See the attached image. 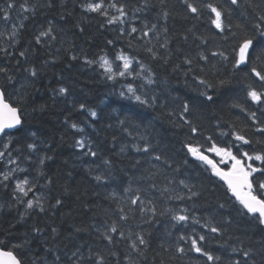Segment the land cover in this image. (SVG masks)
Returning a JSON list of instances; mask_svg holds the SVG:
<instances>
[{
	"label": "trees",
	"instance_id": "16d2710c",
	"mask_svg": "<svg viewBox=\"0 0 264 264\" xmlns=\"http://www.w3.org/2000/svg\"><path fill=\"white\" fill-rule=\"evenodd\" d=\"M88 3H102L106 14L87 11ZM21 5L27 11L20 20L12 12ZM208 5L222 13V29ZM120 6L125 15L109 24ZM0 9V23L5 13L20 22L14 38L0 34V88L23 120L0 142V159L20 167L0 182L2 250L22 264H264V225L186 147L224 170L231 165L207 151L213 144L238 159L264 155V96H248L264 93L252 72L264 73V0H0ZM41 32L49 35L38 44ZM244 38L253 40L251 55L234 68ZM118 54L147 70V81L137 80L147 103L122 97L121 80L100 67L101 57ZM245 162L264 169V161ZM24 175L37 176L38 206H26L14 185ZM192 240L214 259L195 252Z\"/></svg>",
	"mask_w": 264,
	"mask_h": 264
},
{
	"label": "snow or ice",
	"instance_id": "6c2138e0",
	"mask_svg": "<svg viewBox=\"0 0 264 264\" xmlns=\"http://www.w3.org/2000/svg\"><path fill=\"white\" fill-rule=\"evenodd\" d=\"M233 4L237 3V0H232ZM8 8H12L13 4L9 3L7 5ZM85 9L87 11L91 12H100L101 14H106V10L103 8L102 3H88L85 6ZM110 7L116 8V4H111ZM207 7L210 8L211 12L215 14V19L212 20V23L215 25L217 29H222L223 28V22H222V13L217 10L216 7H213L212 5H208ZM22 10L27 11L26 8H24V5H21ZM187 8L190 12L192 13H197L198 9L191 3H187ZM119 16H114L111 19L108 20L109 24L115 23L117 20H120V17H123L125 15L124 12V7L120 6L119 9ZM2 11V9H0ZM167 15V14H165ZM5 20L7 19V13H5ZM123 23V21H120ZM155 27V25L153 26ZM50 31V30H49ZM132 32H136L137 29L133 27L131 29ZM15 33H13L14 35ZM49 35V32H41L39 36L36 38V42L39 44L41 42L40 37L42 36H47ZM144 35H147V33H144ZM111 43V42H110ZM253 45V40L251 38H244L242 39L239 44L238 48L236 50V55L234 59V68H238L240 65L244 64L247 59L250 57V48ZM21 56L24 55L23 52L20 53ZM213 55H216V53H213ZM220 56L224 57V59H228L227 57L224 56L223 53H219ZM101 64L100 67L104 69V72L107 74L108 79H113L114 74H113V69L111 63L104 57H101ZM117 60L123 61V69L124 71L119 72L120 76H124L126 73H128V70L130 68L131 61L130 59L123 55L119 54L116 57ZM201 59H205L203 55H201ZM87 63L91 64L93 61H87ZM186 63H191V61H186ZM143 67V66H141ZM5 71V69L0 68V72ZM253 74L261 81L264 82V73L257 71L255 68L252 69ZM31 75L35 76L36 71L33 69L31 71ZM138 75V73H137ZM12 78L9 77V80ZM149 83H151V79L149 78L148 80ZM200 83H205V81L201 80ZM221 84L225 83V81H221ZM211 87V85H209ZM59 92L61 94L66 92V89L60 88ZM128 92L135 95L134 90L131 85L128 86ZM123 96L124 93H121ZM248 96L251 98L252 101L257 102L261 101L262 96H264V93L257 92L256 90H250L248 92ZM211 99V97H208ZM135 99L137 102L141 104L147 103L146 100L141 99L140 96H135ZM81 108H84V105L80 106ZM189 111V105L185 103L183 105V113H187ZM91 115L95 117L96 113L92 112ZM255 113H253V116ZM181 119H184V116L181 115ZM184 122L186 124H190L191 122L184 119ZM21 117L18 115V109L16 107L10 106V104L6 103L4 100V93L0 91V134L7 135L8 133L6 130L9 129H14L17 126L21 125ZM73 128H76V125H72ZM191 131L193 133L197 132L196 127H192ZM261 131H264V129H261ZM236 139L239 141H243V143L248 144L249 141L244 138L242 135H237ZM77 145L81 148H83L85 145L82 141H77ZM7 147V145H5ZM28 147L31 149L34 147V145L29 144ZM152 146L148 144L147 142L144 145L143 151L148 152ZM188 152L195 157L196 159L202 161L204 164L208 165L211 169L212 172L215 176L219 177L224 184L227 186L228 192L231 193L233 197H235L236 201L241 205L242 209L244 210L245 214L250 215L253 219L257 220L260 225H264V169L260 168H255L251 163H246L245 160L247 161H264V155L256 154L255 156L249 155L247 152H244L242 154V158L238 159L236 155H234L231 151L230 148H221L217 147L215 144H213L207 151L215 153L217 156H219L220 163L223 164H228L230 163V167L227 168V170H224L220 168L217 163H215L212 159H209L207 155H204L200 152L199 148L197 147H192L190 145H186ZM137 150H140L137 148ZM3 153H0V156H3ZM92 156H95L96 153L92 152ZM155 159L159 160L160 157L156 156ZM254 173H260L259 177L254 176ZM8 177L5 176V179ZM97 180H100L101 177L97 176ZM28 182L25 180L22 183H18L16 185V188L19 192H21L23 195H27L28 191H31V189H25L24 185L27 184ZM183 183V182H182ZM254 185L256 187L254 188ZM138 200V198H137ZM137 200H133L132 203L136 204ZM57 203H60V201H57ZM28 207L32 208L33 207V201L29 200L27 202ZM37 204H39V200H37ZM223 207V205H221ZM141 211H145V209L142 207ZM150 211L154 212V209H150ZM124 217H121L123 219ZM173 219L177 221H184L187 219L186 216L183 215H174ZM117 228L115 225L111 227V232H116ZM212 232H218L219 229L216 227L211 228ZM123 235V233H121ZM109 240H111V237H106ZM139 243L145 244V240L142 237H138ZM181 239H184V237H181ZM201 240L204 239L203 236L200 237ZM2 243V242H0ZM13 247H19V245H14ZM133 247H135V244H133ZM192 248L195 252L201 253L202 255L207 256V259L209 261H212L214 257L207 253L203 252L202 249L197 246L196 240H192ZM182 251V249H181ZM75 255V253L73 254ZM245 256H248L249 253L245 252ZM215 259H218L215 258ZM0 264H22V261L17 258L16 255H14L12 250H0Z\"/></svg>",
	"mask_w": 264,
	"mask_h": 264
},
{
	"label": "rangeland",
	"instance_id": "374dc122",
	"mask_svg": "<svg viewBox=\"0 0 264 264\" xmlns=\"http://www.w3.org/2000/svg\"><path fill=\"white\" fill-rule=\"evenodd\" d=\"M4 8V7H3ZM24 10H22V8H16L15 11L12 12V16H17V15H20V16H17L18 19L21 20L22 16L24 14ZM20 22L15 20L14 18L10 17V16H7V19L2 21L0 23V34L1 36L3 37V39H5V36L6 34L8 36H12L13 33H15L13 35V38L17 35V32L19 30V24ZM2 40V39H1ZM119 55V54H118ZM124 55V54H123ZM127 56V55H125ZM130 61H131V64H130V68L128 70V73H126L124 76H120L119 75V72L121 71H124L123 69V61L121 60H111V59H108L106 58L112 65V69H113V74H114V77L113 80H116V79H120L121 82H122V85L125 86L123 88V92L124 94L129 97V98H132V97H135V96H139V90H138V87L139 85L142 84V82L140 83H137V80L140 78L142 81H147V76H148V73L146 71V69L144 67H141L140 64H138L135 60L131 59L129 56H127ZM103 69V68H102ZM104 71V69H103ZM105 73V72H104ZM138 73V75H137ZM131 85L133 90H134V93L135 95L131 94L128 92V86ZM7 140L8 141V138L5 136L2 140H0V142L2 141H5ZM82 142L84 143V145L86 144L85 140L82 139ZM4 149V146L0 147V153L1 151ZM0 160L3 161V165L5 166L4 169L7 168V170H3V172H0V182H5V181H8L12 178V176L19 171L20 167H18V163L16 161H12V162H7L4 160V158L2 157ZM5 176H7L8 178L5 179ZM37 176L36 177H32L31 175H24V177L22 178L23 181H27L28 183L24 185L25 189H31V191H28V194L25 196L23 195L21 192V196L22 198L25 199V204L26 206H28L27 202L29 200L33 201V207H35L36 205L38 206L37 204V200L41 201L39 198H36V193L34 191V187L36 186V180ZM23 181H17L16 184H14L15 186L18 184V183H22ZM2 188H5V187H2ZM30 194H32L33 198H27V196H31ZM36 200V202H35ZM2 209V203L0 202V211Z\"/></svg>",
	"mask_w": 264,
	"mask_h": 264
},
{
	"label": "water",
	"instance_id": "95a60500",
	"mask_svg": "<svg viewBox=\"0 0 264 264\" xmlns=\"http://www.w3.org/2000/svg\"><path fill=\"white\" fill-rule=\"evenodd\" d=\"M246 63V62H245ZM244 63V64H245ZM244 64H242V65H244ZM0 91H2L3 92V90L0 88ZM4 93V92H3ZM4 100H5V102L6 103H8V104H10V106H12V107H14L10 102H8L6 99H5V95H4ZM17 108V107H16ZM18 109V108H17ZM18 115H20V117H21V114H20V110L18 109ZM21 121H22V123H23V120H22V117H21ZM22 123H21V125H19V126H17L16 128H14V129H9V130H6V132L7 133H13V132H15L16 130H18V129H20V127L22 126ZM4 135L3 134H0V140H1V138L3 137ZM219 178V177H218ZM220 179V178H219ZM221 180V179H220ZM222 181V180H221ZM223 182V181H222ZM0 250H2L1 248H0ZM5 251V250H4ZM15 255V254H14Z\"/></svg>",
	"mask_w": 264,
	"mask_h": 264
},
{
	"label": "bare ground",
	"instance_id": "6f19581e",
	"mask_svg": "<svg viewBox=\"0 0 264 264\" xmlns=\"http://www.w3.org/2000/svg\"><path fill=\"white\" fill-rule=\"evenodd\" d=\"M136 11H137V9H136ZM139 11V10H138ZM132 26V25H131ZM147 71V70H146ZM182 76V75H181ZM115 78V77H114ZM16 89V88H15ZM123 97V96H122ZM125 98V97H124ZM106 101V100H105ZM124 102V101H123ZM136 102V101H135ZM34 134V133H33ZM202 154H204V153H202ZM204 155H206V154H204ZM64 202V201H63ZM62 202V203H63ZM201 254V253H200Z\"/></svg>",
	"mask_w": 264,
	"mask_h": 264
}]
</instances>
